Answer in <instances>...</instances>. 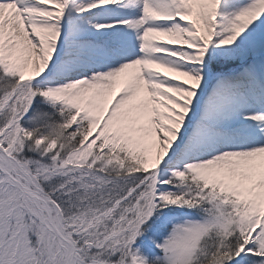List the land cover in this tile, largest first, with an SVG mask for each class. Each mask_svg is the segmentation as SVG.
Masks as SVG:
<instances>
[{"label":"snow or ice","instance_id":"snow-or-ice-1","mask_svg":"<svg viewBox=\"0 0 264 264\" xmlns=\"http://www.w3.org/2000/svg\"><path fill=\"white\" fill-rule=\"evenodd\" d=\"M0 264H264V0H0Z\"/></svg>","mask_w":264,"mask_h":264}]
</instances>
